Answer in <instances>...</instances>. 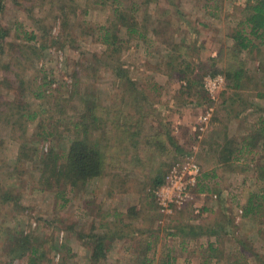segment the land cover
Masks as SVG:
<instances>
[{
	"label": "rangeland",
	"instance_id": "rangeland-1",
	"mask_svg": "<svg viewBox=\"0 0 264 264\" xmlns=\"http://www.w3.org/2000/svg\"><path fill=\"white\" fill-rule=\"evenodd\" d=\"M249 1H2L0 264H28L30 253L38 264H96L90 233L106 234L97 264H264V133L256 126L264 119V98L244 91L243 101L232 104L222 72L236 53L246 77L264 90L258 67L264 57L236 50L230 37ZM118 8L133 13L140 33L115 23ZM103 26L117 31L120 53L103 43ZM179 42L187 47L174 51ZM179 54L183 75L167 64ZM208 75L224 78L214 102L204 87ZM250 103L262 109L238 112ZM89 106L102 118L94 140L117 141L112 166L89 183L47 188L54 176L50 166L41 174L43 156L68 147ZM127 112L128 130L140 136L135 149L126 144L122 152L114 124ZM246 136L254 151L244 160L223 159L225 138L239 143ZM188 157L200 175L182 202L168 188L170 211H161L158 190L171 167ZM118 173L126 191L117 188ZM156 175L163 181L155 186ZM253 193L263 204L245 216ZM191 226L198 227L195 235Z\"/></svg>",
	"mask_w": 264,
	"mask_h": 264
},
{
	"label": "trees",
	"instance_id": "trees-1",
	"mask_svg": "<svg viewBox=\"0 0 264 264\" xmlns=\"http://www.w3.org/2000/svg\"><path fill=\"white\" fill-rule=\"evenodd\" d=\"M2 1L0 0V10L2 9ZM148 2H155V0H147ZM116 21L115 23L119 25V27L123 26L125 27V31L128 34L132 33H140L139 30H137V23L133 21V17L131 14L126 12V10L122 11L121 9H116ZM209 14L212 13V11H208ZM214 13H216L214 11ZM240 19L237 21L236 26L232 28L231 30V38L233 39L234 45L233 47L236 48L238 51H246L251 52L253 50H256V53H260L264 57V0H251L245 4L243 7ZM130 16V17H129ZM128 17L130 20L128 21ZM103 32V43L106 45L107 49L110 48V53H120L122 51V45L120 43V39L118 38V34L115 33L117 31L112 32L111 34L108 33L107 29L103 26L102 27ZM4 34H1L3 36ZM111 35V36H109ZM31 37H33L32 34H30ZM187 46L183 45V42L176 43L175 46H173L174 51L183 50ZM219 54H223L222 51L218 52ZM188 54V53H187ZM190 55V54H188ZM181 57V54H179L177 57H171L170 61H168V65L171 66V68L178 73L183 75V72L181 70V67L183 63L178 58ZM184 62V61H183ZM177 64L180 65V67L177 68ZM186 64V63H185ZM174 65V67H173ZM259 68H262L264 71V63L259 64ZM117 70V69H116ZM119 70V69H118ZM117 70V71H118ZM218 69H211V73H216ZM225 76V82H226V89L228 92L232 95L231 96V103L233 102H242L244 91H251L256 90V93L254 94L255 97L258 98H264V90L259 89L262 88L261 84L258 82V80L251 83L250 78L246 77V70L244 65L239 59V56L237 54H231L226 62V68L222 71ZM205 72L200 74L199 79L201 76H203ZM184 77V76H183ZM197 78V81H198ZM196 82V79H193L191 81H187L189 85ZM263 85V84H262ZM223 93V92H222ZM93 107V106H92ZM244 109H239L238 112H242L246 108H252L255 109H262L261 107H256L253 105V103L247 104L243 106ZM87 111H84L80 115V120L76 121L74 123V136L70 139L69 145L66 149H61L59 151H56L55 148H51L49 152L43 156L44 158L41 160L43 165L42 175L46 174L48 171V166L51 167V174L54 176V180L50 181L49 183L45 184L47 188L53 189L57 187V184H60V182L64 183V185L69 184L72 186H78L79 184H86L91 182L94 178L102 175H107L106 168L108 169L110 162L111 166L113 164V160H115L114 156L117 151V146L115 143L111 142L106 146V143L100 144V142H97L94 140V132L95 129L98 128V125L101 123L102 118L98 116L94 109L90 106L86 108ZM234 111V110H233ZM237 111V109H235ZM236 112V114H238ZM35 113V112H34ZM130 113L127 112L125 114V120L119 121L120 119H123L122 116H117V121L114 125L119 126L117 130L119 131L118 134V141L123 144L122 146V152L123 148H125L126 144H130L131 147L135 149L137 146L138 138L140 136L139 131L132 134L135 131H129L128 130V121H130ZM33 115L28 116L29 118L33 117ZM120 122V123H119ZM256 125V123H255ZM134 126V125H133ZM132 126V127H133ZM257 129L258 133L262 134L264 133V119L260 123H257ZM256 130V128H255ZM106 128H104L103 135ZM127 133L126 136L121 134ZM93 136V137H92ZM225 144L224 145V152L225 158L227 159L232 155L233 161H239L244 160L245 155L248 153H252L254 150L252 141L247 140L248 136L244 137L239 143L230 141V139L225 138ZM110 140V139H105ZM169 140L172 142V138L169 137ZM222 145V147H223ZM106 149L104 150L103 148ZM108 156V162L106 164V157L105 154ZM113 153H115L113 155ZM134 156H132L133 158ZM131 161V160H129ZM119 178V184L117 185V188L122 192L126 191L123 186L125 185V180H123L124 176H121L119 173L115 176ZM114 176V175H113ZM112 177V175H111ZM44 180V176L41 177ZM48 179V178H47ZM45 179V181H48ZM163 181V177L161 175H156L154 178V185H159ZM261 197L258 196V194H251V196L248 198L246 202V206L243 208V215L248 216L251 215L253 212H256L261 206L262 202L259 200ZM264 199V194L262 195V201ZM198 227L191 226L189 228L188 233L191 235H195L194 231ZM183 230V231H182ZM182 230H178L180 233L184 232V228ZM187 233V234H188ZM177 234V233H173ZM105 233L102 234H88L87 235V241L89 246L91 247V253H90V260L92 263H98L102 258H104V240H105ZM186 235V234H185ZM213 249V248H212ZM32 253H30L28 264H38L32 259ZM168 264V262H166Z\"/></svg>",
	"mask_w": 264,
	"mask_h": 264
},
{
	"label": "built area",
	"instance_id": "built-area-1",
	"mask_svg": "<svg viewBox=\"0 0 264 264\" xmlns=\"http://www.w3.org/2000/svg\"><path fill=\"white\" fill-rule=\"evenodd\" d=\"M224 78L220 75H208L205 78L204 87L208 91L209 98L212 102L217 100L216 91L223 85ZM212 107L209 108V111ZM202 115L200 119L199 130L203 131L206 128L210 112ZM200 175L199 164L192 157L185 158L182 161L176 162L170 172L166 176V184L158 190L159 205L161 211H170L168 203L171 201V196L168 193V188L172 190L173 198L176 202H182L188 194V188L194 185ZM165 190V191H164ZM164 191V192H163Z\"/></svg>",
	"mask_w": 264,
	"mask_h": 264
},
{
	"label": "crops",
	"instance_id": "crops-1",
	"mask_svg": "<svg viewBox=\"0 0 264 264\" xmlns=\"http://www.w3.org/2000/svg\"><path fill=\"white\" fill-rule=\"evenodd\" d=\"M255 98H258V97H255Z\"/></svg>",
	"mask_w": 264,
	"mask_h": 264
}]
</instances>
